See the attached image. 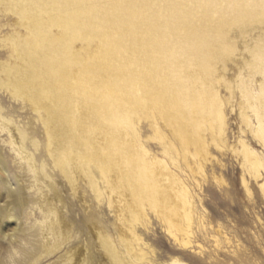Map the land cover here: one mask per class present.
Returning <instances> with one entry per match:
<instances>
[{
    "label": "rangeland",
    "instance_id": "rangeland-1",
    "mask_svg": "<svg viewBox=\"0 0 264 264\" xmlns=\"http://www.w3.org/2000/svg\"><path fill=\"white\" fill-rule=\"evenodd\" d=\"M213 1L212 9H204V3ZM174 2L185 4L184 12L196 17L198 24L213 19L208 33L203 25H196L202 32H194L182 43L190 50L189 60L181 59L182 70L195 71L185 82L203 93L194 107L199 123L190 122L188 133L181 137L179 120L174 118L175 125L169 127L158 120V134L147 112L139 125L147 162L139 163L129 148V104L120 113L122 121L112 124L98 118L99 165H91L95 185L87 172L76 171L74 192L51 154L52 124L46 109L38 112L40 102L36 105L28 98L36 87L27 80L28 54L44 62L37 60L35 67L41 75L46 72L41 71L46 57L52 55L63 71L71 68L82 82L91 79L94 87L87 93L93 98L101 94L111 102L129 103V12L114 0H0V157L6 170L0 171V214L8 218L0 219V264H63L64 254L79 257L83 264L88 260L111 264L105 240L113 241L120 254L132 242L136 252L144 253L152 264H264V170L255 179L243 155L245 145L264 166V145L255 134L253 111L264 119V0ZM154 5L160 6L156 13L161 15L160 24H154L160 33L161 25L174 19L165 11L169 0H155ZM65 6L79 10L64 11ZM75 83L73 91L65 93H83ZM179 83L176 88L182 91ZM217 107L224 124L222 136L213 141L211 123ZM18 130L25 134L23 146ZM199 133L207 141L206 159L196 151ZM20 149L23 157L33 158L34 171L18 154ZM129 166L149 183L156 178L172 194L180 185L188 189L195 210L192 244L182 248L174 241L172 225L160 217L161 202L152 206L159 199L152 195V187L147 196L129 191ZM9 193L15 196V204L2 209ZM141 206L147 217L137 220L133 213ZM172 218L176 230L175 224L183 221ZM60 219L67 225L63 238L71 243L55 249L48 226ZM130 229L140 238L138 242L132 241Z\"/></svg>",
    "mask_w": 264,
    "mask_h": 264
},
{
    "label": "bare ground",
    "instance_id": "bare-ground-1",
    "mask_svg": "<svg viewBox=\"0 0 264 264\" xmlns=\"http://www.w3.org/2000/svg\"><path fill=\"white\" fill-rule=\"evenodd\" d=\"M114 1L117 2L116 5L119 4L120 7L122 6L124 10L129 12L130 17L129 62L126 63L129 64V89L127 90V92H129V103L125 100L111 102L101 96V94L94 95L96 98H93L91 96L92 94L87 93V91L94 87H91L93 84L91 79L89 78L82 82L80 81V77L75 75L71 68H66L63 71V67L56 64L55 56H45L47 59L45 61L46 67L42 65L41 71L45 69L46 72L43 75L35 68L38 64L39 57L28 54V58L31 59L30 62H27V58L25 57L26 65L30 68L27 80L34 81L36 86L32 90L33 92L28 95V98L36 105L40 102L42 106L41 108L37 106L38 112H40V109H46L48 120L52 124L49 130V134L52 136L51 154L55 157L57 163H59L63 174L68 178L73 191L77 185V179L75 178L76 171L87 172L92 180L93 186L95 185V178L91 173V165H99L98 151L100 150V146L95 135V127L99 123L98 118L101 117L111 120L112 124L115 121H122L123 117L120 113H125L127 111L126 106L129 104V123H127L129 124V148L133 153L132 156L136 157L139 163L144 161L147 162L146 157L148 151L140 142L139 135V125L143 118L142 116L147 112H151L146 118L150 120L151 126L158 134H160L161 131L158 120L166 121L168 127L175 125L173 121L174 118L179 120L177 134H181V137L188 133V124L190 122L195 123L196 120V122L199 123L197 121L198 118L195 116L196 111H194V107L197 98H203V93L197 87L187 86V81L185 82L187 78L194 75L193 73L195 71L189 73L182 70L183 66H181V59L186 57L185 59L189 60L190 53V50L187 49L184 44L182 45V43H187V39H189L194 32H202L201 28H204V31L208 33L209 29L213 27V24H209V22L213 21V19L210 20L206 18L203 24H200L198 21L199 25L197 19H195L196 17L190 14L187 15L186 11L184 12L185 4L182 5L181 3L179 5L174 2L175 0H169L170 5L165 11H168V16L171 20L174 19V21L167 25L162 24V31L159 33L156 31V28V30H154L155 22L157 23L156 26H159L161 20V15L158 16L156 14L160 10V6L154 5L155 0H140V2L137 0ZM129 4H131L130 7ZM204 4L207 6L204 7V9H212L211 5L214 4V1L211 2L210 5L209 3ZM200 6L203 7L204 5L197 4V7ZM94 8L95 7H90V10ZM63 9L69 12L79 10L78 7L69 6H65ZM175 20H177L178 23H176L177 21ZM196 25H203L200 31ZM211 31L214 32L213 30ZM158 36L162 40L161 43L159 42ZM50 38L51 37H49L48 40ZM54 40L56 41L55 38ZM196 49L197 52L202 55L200 46H196ZM158 51H163L161 56H157ZM78 54L79 52L76 53V57ZM22 58H24V55H22ZM41 61L42 60L39 61V64ZM47 65H49V67ZM82 73L83 71L80 72V75ZM56 76H58V79ZM61 76L66 80H59ZM178 81L182 82V91L176 88L177 85L181 84ZM73 82H76L75 87L80 89L83 93H65L73 91ZM206 94H208V92L204 93V96H207ZM209 99L214 101L211 95ZM174 109L177 110L176 115L171 112V110L175 111ZM155 111L158 112L159 117L155 114ZM253 111L256 118L255 134L260 143L264 145V119L259 111ZM223 124L221 109L217 107L216 116L213 123H211V136L213 141L215 138L222 136ZM18 132L21 136L23 146L25 134L19 130ZM56 132L58 133L57 135H55ZM60 134L62 137H60ZM197 140L195 144L197 145L196 151L200 150V153H203V157L206 159L207 141L204 134L202 135L199 133ZM170 147L171 146L167 147L166 150ZM22 149L19 150L21 153L18 152V154H21V158L27 160L29 171H34L30 163L33 158L30 155L23 157ZM186 150L187 148L185 151ZM243 155L248 171H250L255 179H260L264 170L262 161L245 145H243ZM183 157L184 160L187 159L186 154ZM129 165H131V162H129ZM4 167V162L0 157V171L6 172ZM133 170L134 169L129 166V191L135 193V195L146 194L147 196L151 192L148 190L149 187H152V195L155 193L159 195L158 201L156 200L155 203H152V206L156 208L157 203L161 202L160 217L165 222L172 225V228L169 230L171 234H173L174 241L182 248H186L192 244L191 237L194 235L195 210L194 201L188 189L180 185L176 189L173 188L172 192L174 194H172L169 190L164 189L156 178H152V182L149 183L148 180L143 179L139 173H135ZM41 173L44 174V171L41 170ZM45 176L47 178L46 174ZM167 181L170 182L169 180ZM7 185L12 188L11 184L9 185L7 183ZM167 188L169 187L167 186ZM174 199H176V202H173ZM15 201L16 198L13 193H9L8 201L2 206V209H11ZM132 212L133 211H130V213ZM0 215V219L3 221L8 219L6 216ZM133 216L135 219L137 218V220L146 218L147 213L144 206H141L140 210L134 212ZM173 216L181 218L183 221V224H175L176 230L173 229ZM66 228L67 225L63 219L55 223H50L48 226V232L55 238V243L53 245L55 249L59 245L65 244L68 246L71 243L67 238H63ZM130 231L133 233L132 229H130ZM139 240L140 238L133 233L132 241L138 242ZM103 244L104 248L109 253L111 264H152V261L144 253L139 254L136 252L132 242L126 245L125 254H120L118 252L113 241L105 240ZM71 245H73V242ZM65 255L66 254L62 256L63 264H83L84 262L79 259V257L73 258V255L70 257ZM88 264H93L92 260H88ZM172 264H177V261H174Z\"/></svg>",
    "mask_w": 264,
    "mask_h": 264
}]
</instances>
